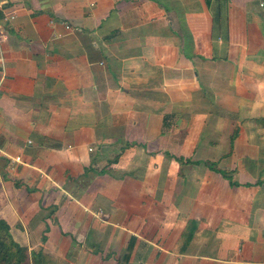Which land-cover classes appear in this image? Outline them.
<instances>
[{"label": "crops", "instance_id": "1", "mask_svg": "<svg viewBox=\"0 0 264 264\" xmlns=\"http://www.w3.org/2000/svg\"><path fill=\"white\" fill-rule=\"evenodd\" d=\"M0 59L42 264H264V0H0Z\"/></svg>", "mask_w": 264, "mask_h": 264}, {"label": "trees", "instance_id": "2", "mask_svg": "<svg viewBox=\"0 0 264 264\" xmlns=\"http://www.w3.org/2000/svg\"><path fill=\"white\" fill-rule=\"evenodd\" d=\"M176 161L180 162L182 159H176ZM38 255L40 259V252L35 256L38 257ZM27 260L28 248L13 238L10 226L0 217V264H25ZM37 264H40L39 260H37Z\"/></svg>", "mask_w": 264, "mask_h": 264}, {"label": "rangeland", "instance_id": "3", "mask_svg": "<svg viewBox=\"0 0 264 264\" xmlns=\"http://www.w3.org/2000/svg\"><path fill=\"white\" fill-rule=\"evenodd\" d=\"M35 255H36V253H34V252L33 253L32 252L30 253L28 251V260H27V263H25V264H37V260H39L40 261V264H42L43 258L40 257V259H39V255H38V257H36Z\"/></svg>", "mask_w": 264, "mask_h": 264}, {"label": "built area", "instance_id": "4", "mask_svg": "<svg viewBox=\"0 0 264 264\" xmlns=\"http://www.w3.org/2000/svg\"><path fill=\"white\" fill-rule=\"evenodd\" d=\"M65 28H66L67 30H69V29H70V26H69V25H65ZM0 64H1V59H0ZM16 160H19V158H16Z\"/></svg>", "mask_w": 264, "mask_h": 264}]
</instances>
